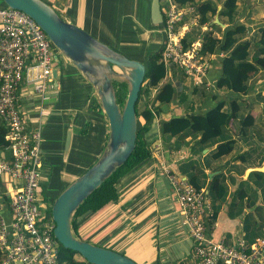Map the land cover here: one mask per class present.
<instances>
[{
	"label": "crops",
	"instance_id": "1",
	"mask_svg": "<svg viewBox=\"0 0 264 264\" xmlns=\"http://www.w3.org/2000/svg\"><path fill=\"white\" fill-rule=\"evenodd\" d=\"M46 1L64 19L123 52L126 43L137 45L134 30H141L140 22L145 21L147 28L152 26L151 0L149 3L148 0ZM240 3L243 6H239L238 21L247 24L249 34H254L264 23V0H239ZM4 5L0 0V7ZM221 7L222 3L218 5ZM126 16H131L130 25ZM214 22L222 29L228 26L219 15L214 16ZM214 34L220 37L222 32L214 29ZM208 55L209 69L204 76L185 74L173 67L167 69L163 82H182L188 98L181 102L177 93L169 104L156 103L159 110L155 124L150 131H143L151 155L118 179V200L100 216H92L82 228L90 242L122 252L139 264L192 261L193 241L164 167L192 179L207 191L212 207L207 214L208 237L218 239L225 235L231 242L239 236L249 238L253 233L257 236L262 233L264 222L260 221L256 227L245 222L248 216H264V176L256 179L253 175L254 171L264 173V69L247 94L219 89L217 80L224 54L216 50ZM57 57L53 86L43 102L34 93L33 81L39 70L33 63L29 64L19 94L26 130L40 133V201L44 212H51L62 190L101 156L110 131L94 85L69 60L61 54ZM236 97L240 98L237 103L240 108L237 117L229 119L225 133L227 139L234 140L230 153L216 157L217 143L203 146L198 142L200 135L181 139L174 136L169 140L163 135V119L205 114L220 101H225L224 109L232 113V98ZM249 114L253 124L242 134L241 119ZM159 141L162 149L157 154L154 147ZM5 153L8 156L7 150ZM18 182L8 174H0V217L8 222L12 220L9 201ZM222 188L225 195L220 193Z\"/></svg>",
	"mask_w": 264,
	"mask_h": 264
},
{
	"label": "built area",
	"instance_id": "2",
	"mask_svg": "<svg viewBox=\"0 0 264 264\" xmlns=\"http://www.w3.org/2000/svg\"><path fill=\"white\" fill-rule=\"evenodd\" d=\"M164 43L162 61L167 69L175 67L185 74L204 76L209 55L203 51L205 32L186 43L192 29L199 26V14L191 4L163 0ZM59 51L36 20L25 11L0 7V120L6 125L8 144L0 150V174L17 179L18 187L9 204L12 220L0 217V264H63L60 243L54 236L55 221L44 212L40 201L42 150L40 133H29L19 105L22 83L29 64L38 68L34 93L41 101L52 87L53 71ZM156 117V114H155ZM161 153L159 141L155 147ZM164 171L176 192L192 238V261L183 264H264V225L262 233L249 241L239 236L229 241L207 236V214L212 210L207 191L171 168Z\"/></svg>",
	"mask_w": 264,
	"mask_h": 264
},
{
	"label": "trees",
	"instance_id": "3",
	"mask_svg": "<svg viewBox=\"0 0 264 264\" xmlns=\"http://www.w3.org/2000/svg\"><path fill=\"white\" fill-rule=\"evenodd\" d=\"M179 4H191L197 14H199V26L192 29L186 38V43L192 42L196 38L198 29L201 26L211 25V30L205 32V42L203 51L213 53L214 51L223 52L221 64V74L217 80L219 89L240 91L247 94L253 86L254 80L261 69H264V23H262L254 34H249L248 25L238 21L239 0H175ZM222 3V7L218 5ZM219 15L223 22L228 23L225 29L214 22V16ZM214 29H219L222 35L218 37L214 34ZM127 47H132L126 43ZM135 53L123 52L129 57L137 58L147 65V73L144 84L141 88L137 101L138 116V135L137 144L128 158V160L108 177L91 195H89L80 207L76 210L72 218V228L74 233L81 239L90 241L82 228L88 224L92 216H100L113 202L119 198L117 181L127 171L134 168L137 164L151 155L149 142L144 137L143 131H150L155 124V114H158L159 108L156 103L163 105L169 104L174 100L178 93L181 102L188 98L182 82L175 84L172 81L163 82L167 74V67L162 61L161 44L150 48L146 53L140 52V46L135 45ZM126 47V46H125ZM134 54V55H132ZM176 71L177 68L173 67ZM115 88L118 96V102L123 105L128 93V85L125 81H115ZM154 89L155 90L154 92ZM240 98H232L233 112L230 113L224 109L225 101H220L215 107L207 113L187 114L174 116L169 119H163L161 128L163 135L167 140L177 136L178 139L188 135L197 137L198 142L203 146L217 143L216 157H221L230 153L233 148L234 140L227 139L225 133L228 131V121L230 118L237 117ZM151 102V103H150ZM155 107V108H154ZM141 118L144 122H141ZM253 124V117L249 114L243 116L240 123V133H245L248 126ZM7 127L0 120V150L6 151L8 140L6 139ZM256 179L264 176L263 172L254 171ZM198 187L199 185L191 179ZM225 195L224 188L220 193ZM50 213V210H49ZM261 234V233H260ZM259 235V234H258ZM257 234L249 235L247 239L253 240ZM60 243V242H59ZM99 245V244H98ZM59 258L63 264H92L83 258L79 253L66 249L60 243Z\"/></svg>",
	"mask_w": 264,
	"mask_h": 264
},
{
	"label": "water",
	"instance_id": "4",
	"mask_svg": "<svg viewBox=\"0 0 264 264\" xmlns=\"http://www.w3.org/2000/svg\"><path fill=\"white\" fill-rule=\"evenodd\" d=\"M5 5L25 11L43 28L59 53L94 85L109 120V135L101 156L67 185L51 207L54 236L64 248L79 253L92 264H139L115 249L79 238L73 231L76 210L130 157L137 144V101L147 73L145 62L99 40L75 23L64 19L46 0H3ZM150 23L163 30L160 0L150 2ZM57 74V69H55ZM115 81H125L128 93L118 102Z\"/></svg>",
	"mask_w": 264,
	"mask_h": 264
},
{
	"label": "rangeland",
	"instance_id": "5",
	"mask_svg": "<svg viewBox=\"0 0 264 264\" xmlns=\"http://www.w3.org/2000/svg\"><path fill=\"white\" fill-rule=\"evenodd\" d=\"M148 3H149V0H148ZM161 5L162 6L164 5L163 0L161 1ZM239 6L241 8L243 6V3H240ZM240 8H239V10H240ZM125 18H127V22L130 25L131 16H126ZM128 19H130V20H128ZM132 26L134 27V25H132ZM134 33H135V39L134 40L136 41V44L138 46H140L139 47L140 48V52L146 53V52H148L150 50V48H153V47H155V46H157V45H159V44L162 43V38H163L162 34H163V31H161V34L155 39V42H153L152 44H149V45L147 44V43H149V41H147V43L144 42L146 33H143L142 34V32H141V30L139 28L138 29H135L134 30ZM132 47H135V48L124 47L122 49H124V52H127V53H129V52L130 53H135V49L137 47L135 45L132 46ZM132 55H134V54H132ZM260 221L261 222H264V216H248L245 223L246 224H249V226L256 227L258 225V223H260Z\"/></svg>",
	"mask_w": 264,
	"mask_h": 264
},
{
	"label": "flooded vegetation",
	"instance_id": "6",
	"mask_svg": "<svg viewBox=\"0 0 264 264\" xmlns=\"http://www.w3.org/2000/svg\"><path fill=\"white\" fill-rule=\"evenodd\" d=\"M161 1L162 0H160V3H161ZM150 6V5H149ZM149 6H147V9L149 8ZM161 10H162V5H161ZM162 14H163V12H162ZM150 17V16H149ZM149 22V21H148ZM140 26L142 27L141 28V32H142V34L143 33H146V35H145V42L147 43V41H149V43H147L148 45L149 44H152L153 42H155V39L161 34V31L162 30H160V29H157L155 26L154 27H152L151 25H150V22H149V25L151 26V27H149V28H147L146 27V23H145V21H144V23L143 22H140ZM148 25V26H149ZM162 36H163V38H162V43L164 42V32H163V34H162Z\"/></svg>",
	"mask_w": 264,
	"mask_h": 264
}]
</instances>
